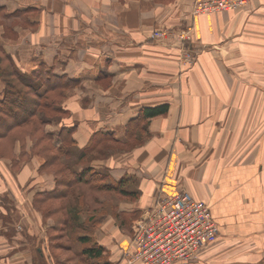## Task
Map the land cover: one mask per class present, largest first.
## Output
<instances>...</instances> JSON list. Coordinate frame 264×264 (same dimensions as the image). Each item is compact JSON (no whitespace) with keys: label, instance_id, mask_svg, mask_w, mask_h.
Wrapping results in <instances>:
<instances>
[{"label":"crops","instance_id":"1","mask_svg":"<svg viewBox=\"0 0 264 264\" xmlns=\"http://www.w3.org/2000/svg\"><path fill=\"white\" fill-rule=\"evenodd\" d=\"M193 1L0 0L5 13H21L0 26V46L15 70L31 78L43 65L71 83L60 101L66 118L47 124L46 133L73 127L77 151L91 148L98 136L122 145L131 133L141 140L76 167L120 181L128 192L115 204V215L107 211L93 231L101 256L79 257L77 264H127L131 234L124 225L131 218L117 216L139 217L160 193L180 190L206 202L220 230L190 264L264 259V0L199 15ZM159 31L165 36L151 40ZM159 106L167 107L165 114L144 118V109ZM28 157L13 167L0 159V194L21 196L32 218L18 211V221L2 224L27 233L0 236V264H32L43 256V242L39 231L27 235L28 228L44 227L47 234L53 227L32 207L36 194L54 190L53 177L39 171L41 158ZM84 218L89 215L79 222ZM69 239L77 243V237Z\"/></svg>","mask_w":264,"mask_h":264},{"label":"trees","instance_id":"2","mask_svg":"<svg viewBox=\"0 0 264 264\" xmlns=\"http://www.w3.org/2000/svg\"><path fill=\"white\" fill-rule=\"evenodd\" d=\"M15 15L20 17L21 13L7 14L0 8V24L5 27L10 20L8 25L11 24ZM39 67L40 69L36 70L31 78L21 75L15 70L11 58L0 46V159L11 160L13 165H17L15 163L17 160L27 161L29 155L25 149L26 141H29L30 156H38L43 160L39 171L50 173L54 180L52 192L36 194L32 200V207L40 214L42 220L51 219L53 222V227L48 229L46 234L49 249L60 248L62 244L59 239L61 232L64 231L70 238L77 237L80 257L97 259L101 256L103 248L94 242L93 231L100 219L90 214L89 218H84L81 223L79 222L80 217L87 215H83L85 213L83 209L86 206L83 193H78L76 189L79 184H85L92 189L112 191L121 196L127 195L128 192L121 189L120 181L110 183L107 181V175L103 173L96 172L89 167L77 172L76 167L84 165L86 159H96L97 155L115 150V148L129 150L141 140L137 139L138 133H131L132 140L122 145L112 138L98 136L92 139L91 148L77 151L71 139L73 132V127H71L61 129L58 140L53 142L44 128L47 124L57 122L55 114L63 111L57 101H61L63 92L71 86V83L64 77H57L51 71H46L43 65ZM166 110V106L144 109L143 116L151 118L163 115ZM108 140L115 142L114 148L107 147L96 151L97 147ZM16 142H19L20 147L18 158L14 154ZM57 201L59 204L56 203ZM62 202L66 206L62 205ZM43 204H48L44 210L41 207ZM126 217H130L131 220L124 225V228L128 234L132 235L134 226L131 221L138 217V213L126 215ZM17 219L18 217L14 220L17 221ZM88 264H99V261L95 260Z\"/></svg>","mask_w":264,"mask_h":264},{"label":"built area","instance_id":"3","mask_svg":"<svg viewBox=\"0 0 264 264\" xmlns=\"http://www.w3.org/2000/svg\"><path fill=\"white\" fill-rule=\"evenodd\" d=\"M249 2L194 0L192 10L194 15L233 11ZM152 36L164 37L165 32ZM144 213L135 220L131 242L123 255L127 264H190L200 249L214 243L220 234L208 204L186 190L172 195L160 193Z\"/></svg>","mask_w":264,"mask_h":264},{"label":"rangeland","instance_id":"4","mask_svg":"<svg viewBox=\"0 0 264 264\" xmlns=\"http://www.w3.org/2000/svg\"><path fill=\"white\" fill-rule=\"evenodd\" d=\"M0 26L3 27L4 25L0 24ZM158 33L161 34L163 32L159 31ZM152 35H154V32L151 33V40H154V36H152ZM39 69H40V67L37 68V71ZM35 71L33 73H31L30 76H34V74L36 73ZM0 92H1V90H0ZM57 103H58V106L61 107L60 101H57ZM66 115L67 114L64 111L57 112L55 114V117L57 120L56 123H58L59 121H61L64 118H66ZM56 123H50V124H56ZM49 136L51 137L53 142H55L56 140H58L59 130L52 132L51 134H49ZM27 143H29V141H26V144ZM16 147H18V149H20L19 142H16L14 150L16 149ZM114 147L115 146H111V148H114ZM120 150H123V149H120ZM111 151H119V149L115 148V150H111ZM28 155H30V153H28ZM16 157L18 158V155ZM11 163L13 166V162H11ZM46 174H50V173H46ZM76 191L78 193L79 192L83 193V199L85 202L84 204L86 205V206H84V209H83V212H85L83 215L86 216V215H90V214L92 215L93 214L95 216V218H98V219L105 216L104 214H106L107 211L108 212L111 211L112 216L115 215V211H114L115 204L119 200L123 199V197L121 195L114 193L112 191L106 192L103 190L92 189V188H90L89 185H85V184H79ZM7 192L6 193L2 192V194H0V206H2V209H0L2 211V212H0V214H1V216H0V236H9V237L17 236L19 232L22 233L23 235H25L27 232L19 231L18 229L13 228V226L1 227L3 223H6V225H9V224H7V223H9V220H10V224H12V220L15 219L17 216L19 217L18 211L23 213V217L25 219H32L30 217V215L28 214V212H26V208L28 207V204L24 200L21 199V196H18L17 194L12 195V194H10V192H8V193ZM56 203L59 204V201H57ZM47 205L48 204H43L41 206L42 210L46 209ZM62 205L66 206L64 202H62ZM108 208H110V209H108ZM21 209H23V210L21 211ZM65 210H67V208ZM142 214H145V213H142ZM18 219H17V221H18ZM117 219L119 221H121L122 219H127V217H125L124 215L121 214V215L117 216ZM213 219L217 223V221L214 217H213ZM1 221H3V222H1ZM22 221H25V220L22 219ZM218 228H219V226H218ZM28 229L30 230V233H28L27 235H29L30 237H34L35 233H37L39 231L40 232L39 233L40 240H41V242H43L42 245L40 246L42 248V251H43V256L41 257L39 255L38 258L34 257V260H33L34 263L32 262V264H77L79 262V257H80L79 256V250L76 248V247H79V244L71 242L69 237L67 236V234L64 231L61 232L62 239L60 240V242L62 245L60 246V248L50 250L48 247V244L46 242V237H45L46 233H45L44 227L40 228V230H39V228H36V227L28 228ZM15 232H17L16 235L14 234ZM132 236H133V234L130 237L132 238ZM21 237L22 236H20V240L18 241V243L23 242ZM43 238H44V240H43ZM219 238H220V234H219L217 239H219ZM130 242H131V240H130ZM211 245H209V246H211ZM38 246H39V244H38ZM209 246H207V247H209ZM198 253L192 261H194L198 257ZM260 264H264V259L261 261Z\"/></svg>","mask_w":264,"mask_h":264}]
</instances>
